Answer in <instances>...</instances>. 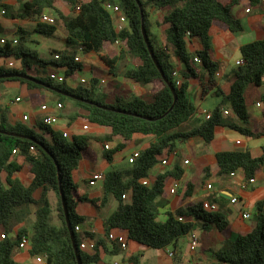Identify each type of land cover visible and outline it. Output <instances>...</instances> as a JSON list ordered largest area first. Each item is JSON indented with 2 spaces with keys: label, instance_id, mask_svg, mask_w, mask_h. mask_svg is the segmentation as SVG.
<instances>
[{
  "label": "trees",
  "instance_id": "obj_1",
  "mask_svg": "<svg viewBox=\"0 0 264 264\" xmlns=\"http://www.w3.org/2000/svg\"><path fill=\"white\" fill-rule=\"evenodd\" d=\"M242 1L138 0L142 10V25L163 78L143 41L140 9L136 0H20L15 9L0 2L1 17L35 23L32 33L40 37L53 36L61 25L67 46L61 51L51 50L50 57L43 59L35 49L28 46L30 34L17 27L12 40L0 43V58L17 61L19 68H0V76H30L44 85L97 106L73 100L17 77L0 79V84L16 82L26 86L28 90L37 91L40 95L34 105L37 110L44 105V99L45 104L51 107L61 105L57 115H54L68 118V127L71 122L81 117L88 126L110 129L109 136L81 134L65 138L63 132L55 131L43 123L46 114L37 115L30 128H27L10 119L9 108L0 107V130L8 133L0 134V264H22L14 259V251L20 250L22 239L28 240V254L31 258L41 257L46 264H78L65 224L61 194L81 264H98L99 247L109 256L121 253L119 246L108 241V233L113 229L125 231L128 242L147 249L172 251L171 259L174 264L177 262L181 242L191 232L216 231L226 236L228 222L225 211L206 210L202 203L181 208L173 214L166 213L160 218L156 200L163 196V188L168 179L181 178L183 170L178 165L174 164L168 171L157 175L152 184L143 185V182L147 181L150 171L158 162L157 158L163 153L173 151L178 143L188 140H200L204 146H208L216 127L230 128L246 137L264 136V95L260 98L263 110L257 133L245 127L248 124V113L244 98L246 87H260L264 84V38L240 48L243 65L230 71L229 91L226 94L215 81L219 66L209 56V32L214 24L223 26L231 33L243 30L240 21L233 14V8ZM58 2L68 7L67 15L56 8ZM104 3L118 6L122 10L126 25L117 30L113 16L103 7ZM262 3V0H249L248 7H260ZM148 9L165 11L162 24L168 26L169 46H158L150 33ZM49 10L56 13L54 25L39 22L40 15ZM186 38L199 39L201 50L189 53L185 45ZM106 45L121 47L120 54L109 58L104 53ZM79 52L95 54L110 73L126 57L137 59L139 64L125 70L123 77L140 88L155 83L158 88L152 92L149 100L134 94H116L113 103L108 104L105 102L106 96L95 88L71 85V76L81 70V65L74 61ZM172 56L183 64L178 86ZM46 68H52L56 72L65 69V82L51 80ZM200 73L205 78V82L201 83L203 95L214 90L220 101L211 110L209 119L198 120L196 125L182 130L184 124L196 113L187 92V81L199 78ZM168 83L175 91V103ZM99 106L132 115H122ZM228 117L236 118L244 126L238 127ZM135 135L151 136L153 142L139 153L135 161L128 162L127 169L112 167L103 174V179L98 182L100 197L88 200L80 195L78 186L73 182V173L78 169L82 157L92 155L91 142L101 144L102 158L112 164L113 155L123 145L115 149H105L107 142L112 137L129 141ZM14 151L16 154H13ZM215 157L218 178L240 172L243 182L247 183L264 170V150L257 158H253L248 150L220 152ZM18 159L23 164H19ZM25 166L29 173L28 186H24L16 177ZM204 172L209 175L207 169ZM50 195L56 199L55 208ZM189 195L191 192L188 189L186 196ZM123 196H127L128 200H123ZM211 199L223 200V197L215 195ZM84 201L94 207L112 208L111 213L102 221L101 235L90 233L88 225L85 224L86 219L77 213L78 203ZM255 217V226L249 232L233 235L231 242H226L214 253L217 264H264V207L261 202L257 204ZM178 218L183 222L178 221ZM76 227H80L79 232L75 231ZM87 239L96 243L92 253L79 249L80 243ZM130 261L138 264L137 258H131Z\"/></svg>",
  "mask_w": 264,
  "mask_h": 264
},
{
  "label": "crops",
  "instance_id": "obj_2",
  "mask_svg": "<svg viewBox=\"0 0 264 264\" xmlns=\"http://www.w3.org/2000/svg\"><path fill=\"white\" fill-rule=\"evenodd\" d=\"M18 1L20 0H0L1 3L12 6L14 9L18 7ZM248 2H249L248 0H243L238 6H235L233 8L234 16L236 17V19L240 21L243 27V30L241 32L231 33L223 26H219L216 24L212 26L209 32V39L211 43V50L209 56L211 61L218 64L219 66V69L216 73L218 75H216L215 81L225 94L228 93L229 91L230 81L228 76L230 71L233 69L230 67L232 62V54L236 52L240 53V48L243 45L250 43V42L243 43L241 39L244 37L251 36L254 38L253 41H257L264 38V3H262L260 7H251L250 11L246 13V9L248 8ZM63 5L64 3L61 4L60 6L58 2L56 4V8L62 11L61 13H63L64 15H67L69 13L67 6H66L67 11H65L64 9H60L61 7H65ZM153 13H155V15L151 16L150 18L148 16V22H149L150 33L152 34L155 40V37L158 35L159 30L161 28H164V30H166L168 26L162 24V16L165 13V11L154 10ZM44 14L50 17H57L55 12L52 10L46 11L44 12ZM0 18L5 20V22L1 21L0 23L2 27V34L0 35L1 39L12 40L15 37L16 28L21 27L24 30H26L28 34H30L28 39L29 40L28 46L34 49L33 45L35 44V42L32 32L35 27V23L29 21H22V20H10L3 18L1 16ZM63 41L66 44L65 37L63 38ZM159 41L161 43V41L163 40L160 39ZM157 45L163 46L158 43ZM185 45L189 53H194L198 50H201L202 48V44L199 41V39H195V38L193 39L186 38ZM108 46L112 47L110 52H108V48H107ZM120 52H121V47L119 48V46L106 45L104 47V53L109 58H113L116 55L118 56ZM39 56L43 59H48L41 56L40 54ZM82 56L86 57L87 61H85L84 57ZM76 58L79 59V62L77 63L81 65V70H79L77 73L71 76L72 77L71 83L76 84L80 79H84L87 82V85L85 86L86 89L95 88L96 91L98 92H102L104 86L108 85L111 80L115 82L116 85L118 83H121V78H117L114 75V73H110L109 69L100 62L99 58L95 54L93 53L82 54L81 52H79L77 53ZM241 60H237L236 62ZM172 61L175 67V71L180 76V74L183 71L182 62L176 57H173ZM84 62H87V65L84 64ZM50 69L47 74L51 72L53 73L54 70L52 68ZM64 70L65 69H60L59 73L62 74ZM82 72L87 73L88 77L87 78L81 77L80 74ZM204 82H205V78H203L202 73H200L199 78L189 79L187 81L188 95L189 97L194 98V101L191 102L193 103L196 109V113L200 114L202 117H203V112L210 113L211 110L219 103L217 102L212 109L206 110L202 108L201 105L204 101H206L210 97H214V98L216 97L214 94V90L210 91L206 95H203V88L201 83ZM4 85H6V88H10L17 91V94L13 97V99L10 98L7 102H5L9 110L15 111L17 109L16 104H20L23 101H26L27 103L26 104L27 112L22 110L18 112L10 111V119L13 122H17L16 119H20L22 115L26 114L30 117V120L27 123H29L31 126V124H33V122L35 121L36 116L41 114L39 112L40 109L37 110L38 108L34 106L37 100H39L38 99L40 97L39 93L37 91L28 90L26 86L16 82H6L0 84V86L3 87ZM132 85H134L132 86L133 90L138 88L139 92H141V90L142 92H144L145 90L149 89L151 84L146 85L143 88H140L139 86L133 83ZM116 94L126 95V93L123 90L119 91V89H117ZM263 95L264 94H261L258 101L255 103V108L251 112L247 111L248 124L245 125V127L248 128L253 133L258 132V127L259 124L261 123L263 104L260 102V98ZM2 97L3 95L0 93V101H2ZM16 99H19V101L15 102ZM44 105L47 104L44 103ZM47 106L49 107L50 115H54V114L57 115L58 110H56L54 106L52 107L49 105ZM202 117L200 119H202ZM57 118L58 120L53 126V129L55 131L68 132V133L73 131L75 135H81L89 132L90 127H92L94 129V133L97 135H101V136L110 135V129L105 127L94 126V125H89L88 131L82 132L81 120L83 119L81 117L77 118L76 121L69 127L67 126L68 125L67 123L68 121H66L67 119L64 120V118L61 117H57ZM233 120L235 121V124L238 127L244 126L241 125L236 118H233ZM189 124H191V121L184 124V126H189ZM112 141L113 143H111ZM261 141H264L263 135L257 137H246L233 129L226 127H216L214 129V137L208 146H204L200 140H188L186 142H181L177 144V146L173 149V151L176 152V156L170 158L166 166H161L159 162L160 158L164 156L163 154L157 158L158 162L156 166L150 171L149 176L147 178L150 184H152L155 181L157 175L168 171L170 168H172L174 164L178 165L183 170L182 176L179 180L168 179L166 181L165 186L163 188V196L160 199L156 200V206L158 208L160 216L162 215L164 217L166 213L173 214L181 208H185L187 206H193L198 203H202V204L206 203L212 206L215 210L223 209L227 214L226 219L228 222V228L225 233L226 236H222V234H219L216 231L208 232V234H212L214 243L207 241V239L204 240L202 243L200 240H198V245H197L198 251L196 252L194 251L192 253L189 252L188 253L189 259H187L186 256L182 255V246H181L182 244H181L179 253L177 254V262H175V264H217L214 253L218 249L223 247V245L227 242L231 230L236 229V232L238 234H245L250 231L251 227L247 226L246 223L251 216L250 211H248L249 207L250 206L257 207V204L260 202L263 203V207H264V170L258 172L254 178V183L249 185L246 191H243L240 188L241 184L243 183V177L240 172L226 178H218L216 176L218 169L216 165L215 156L217 153L220 152H232L240 148H244V150L249 151V153L253 158H257L262 155L264 150V145H262ZM111 142L110 141L107 142V145L109 146L110 149H115L117 146L123 145V148L118 152H123L124 150L131 148L133 152L129 155L130 157L135 152L140 153L145 149H147L150 146V144L153 142V138L151 136L135 135L129 141H123L120 137H112ZM136 146H140V148L136 149ZM90 148L92 150L91 151L92 155L82 157V161L78 169L74 171L77 172L81 168V174L77 176V180L81 182V185L78 183L79 181L78 182L74 181V176H73V182L78 186V193L80 195H83V197H86L88 200L96 199L101 195L100 183H97L94 186L88 185V180L90 179V177L95 173L104 174L105 172H107L105 170L107 169L108 166L113 165L115 161L120 162V157L115 158V154L113 155L112 164L106 162L101 155L100 157L103 160L102 167L93 170L90 166L91 165L95 166L96 159L98 156L95 153L92 143ZM184 161H188V164L185 165ZM17 162L19 164H23V161L21 159H18ZM83 162L89 163L88 166H84V165L82 166ZM193 166L195 168L194 171L191 169ZM205 169L208 170V174H209L208 176L207 173L204 172ZM203 175L207 179L210 180L212 179V180L207 181L206 183L202 182L200 185L199 179ZM16 177L23 183L24 186L29 185L30 182L29 173H28V168L26 166L20 173L16 174ZM215 180L219 183V187L217 189L214 188L213 185ZM174 183H177L178 190L175 195H171L169 194V188ZM206 185H211L212 189L207 190ZM188 189L191 192V195L186 196V192L188 191ZM215 195L222 196L223 200L212 201L211 198ZM233 197H236L238 199L237 204L233 205L230 203V199ZM52 199H54V196L50 195L51 203L53 202ZM54 203H56V201ZM100 209L101 207L100 208L94 207L89 202L86 201L78 203L76 209L77 213L86 219L85 224L88 225L89 227L88 231L95 235L102 234V221L112 211V208L109 207L107 208V212L105 214H102L100 212ZM243 214H248L249 219L247 220L242 219ZM116 231H119V229ZM204 234L207 235V233ZM130 243L132 242H128V246L125 251H121V253L117 255L118 257H120L119 262L116 260L105 262V260L108 257H112V256L107 255L103 251L102 247H99L100 261L98 264H114V263L133 264L130 261L131 258H137L138 264H144L146 260V256L144 255L142 248L140 246L139 248L137 247L132 248L130 247ZM185 246L186 247L188 246L187 242ZM154 251L156 253L155 256L156 260L154 264H174V260L168 258L165 251L163 250H154ZM160 251L165 252L164 257L168 259V263L167 261H164L162 259ZM14 259L22 264H36L33 258L29 256L26 250H18L14 255Z\"/></svg>",
  "mask_w": 264,
  "mask_h": 264
},
{
  "label": "rangeland",
  "instance_id": "obj_3",
  "mask_svg": "<svg viewBox=\"0 0 264 264\" xmlns=\"http://www.w3.org/2000/svg\"><path fill=\"white\" fill-rule=\"evenodd\" d=\"M142 1L145 2L146 0H142ZM61 4H63V3L62 2H59V5L60 6H61ZM63 6H65V7H61L60 9H64L65 11H67L66 10V5L64 4ZM153 11L154 10L148 9V16H149V18L151 16L155 15V13H153ZM60 12H62V11H60ZM1 21L2 22H5L4 19H1L0 18V23H1ZM57 22H59V21H57ZM167 29L168 28H166V30H164V28H161L159 30L158 35L155 37L156 43L161 44L163 46H169V44L167 42ZM16 30H17V28H16ZM64 37H65V34H64V31H63L61 25L57 27L56 32L51 37H40V36H38L36 34H33V38H34V42H35V44L33 45V48L41 56H43L45 58H49L50 57L49 51H51V50L61 51L64 48L67 47L66 44L63 41V38ZM160 39L163 40V41H161V43L159 41ZM253 39L254 38L250 36V37H244V38H242L241 41L243 43H246V42L253 41ZM107 48H108V52H110L112 47H109L108 46ZM82 57H84V56H82ZM172 58H173V56H172ZM84 59H85V61H87L86 60V57H84ZM241 59H242V57H241V54L240 53H237L236 52V53L232 54V62H231L230 67L231 68H235L236 67L235 66V62L237 60H241ZM84 64L87 65V62H84ZM138 64H139V61L137 59H134V58H131V57H126L123 61H120L115 66V69H114L113 73H114V75L117 78H121V83H118L116 85V83L111 80L108 85H105L104 86V89H103V91L101 93L104 96H106V100H105L106 103H108V104L113 103L117 89H119V91H122L123 90L127 95H129V94H135L136 96H139V97H141L143 99L149 100V97L152 94V92H154L158 88V84L157 83L151 84L148 90H145L144 92H142V90H141V92H139L138 91V88L135 89V90H133L132 89V86H134V85H132V83L130 81L126 80L123 77V74H124L125 70L131 69V68H135ZM49 69L46 68L45 71L48 73L49 72ZM80 76L81 77H84V78H87L88 77V74L85 73V72H82L80 74ZM0 93L3 95L2 101H0V107L8 108L6 106V104H5V102H7L10 98L13 99V97L17 94V91L16 90H13V89H10V88H6V85H4V87L3 86H0ZM261 94H264V84L261 87H254V86H248V87H246L245 93H244V98H245V102H246V105H247V111L248 112H251L255 108V103L258 101V99H259V97H260ZM189 98H190L191 101H194V98H191V97H189ZM219 101H220L219 98L210 97L206 101H204L201 106H202L203 109H206V110L212 109L214 107V105L217 102H219ZM44 103H46V100L45 99H44ZM26 104H27L26 101H23L20 104H16V108L17 109L15 111H12V110H10V111L11 112H18V111L22 110V111L27 112ZM201 117L202 116L200 114L195 113L194 116L192 117V119L190 120L191 121V124H189V126H184L182 128V130L188 129L189 127H192V126L196 125L198 120H203V117H202V119H200ZM228 118H231V117H228ZM66 119H68V118H66ZM231 119H233V118H231ZM16 121L18 123L24 125L25 127L30 128V124L27 123V122L26 123L25 122H22L21 121V118L20 119H16ZM75 121L71 122V125ZM234 123H235V121H234ZM83 125H86V123L83 120H81V127ZM86 131H88V130H86ZM86 131H82V132H86ZM86 134L87 135H90V136H96V137L101 136V135L95 134L94 133V129L92 127H90L89 132H87ZM69 135H75V133L72 131V132L69 133ZM110 142H111V140H110ZM91 143L93 144V148L95 150V153L98 156L97 159H96L95 166L94 165H91L90 166L93 170H95L97 168H101L102 167V164H103V160L100 157L101 156V153H102V146L98 142H94L93 141ZM111 143H113V141ZM261 143H262V145H264V141H261ZM139 148H140V146H136V149H139ZM180 151H183V150H180ZM236 151H244V148H240V149H238ZM132 152H133V150L131 148H128V149L124 150L123 152H116L115 153V158H119L120 157V162H116L115 161L114 164L111 165V166H108L105 171H109L112 167H114L116 169H119V170H125V169H127L129 167V164H128V159L129 158L128 157H129V155ZM88 164L89 163L83 162L82 163V166L83 165L84 166H88ZM191 169L194 171L195 170L194 166ZM80 174H81V168H80L79 171L73 173L74 181L75 182H78L79 181V180H77V176L80 175ZM211 180L210 179H207L203 175V176L200 177L199 182H200V185H201L202 182L206 183L207 181H211ZM78 183L81 185V182L80 181ZM213 185H214V188H216V189L219 187V183L216 180L213 183ZM51 198H53V197H51ZM207 199H209V198H207ZM52 201H53L52 202L53 207L55 208L56 207V203H54L56 201L55 197H54V199H52ZM248 211H250V215L251 216H250V219L246 223H247V226L253 227V226H255V221H256V217H255L256 216V207L255 206H250ZM100 212L102 214H105L107 212V208H101L100 209ZM225 214H226V212H225ZM160 218H163V216L161 215ZM234 230H231L230 239L227 241L228 243L231 242V240L233 238V235H238V233L236 232V229H234ZM195 234H196L197 239L200 240L201 243L204 240H206V239H207V241H210V242L214 243V240L212 238V234H208L207 233V235H205L201 231H197V232H195ZM186 242H187V245H188L187 238L184 239L181 242V244H182L181 245L182 246V255L186 256V258L189 259V254L188 253L189 252L192 253L194 251L195 252L198 251L197 250L198 247L195 246L194 247V250H190L189 249V245L187 247L185 246ZM139 246L140 245H137L135 243H130V247H132V248H134V247L139 248ZM140 247L142 248L143 253L146 256V260H145L144 264H154L155 263V260H156V257H155L156 256V253H155V251L152 250V249H147V248L142 247V246H140ZM17 251H18L17 249L14 251V255L16 254ZM160 254H161L162 259L164 261H167V263H168V259L164 257L165 256V252L160 251ZM119 259H120V257H118V256H112V257H108L105 260V262H109V261H112V260H116V261L119 262L120 261Z\"/></svg>",
  "mask_w": 264,
  "mask_h": 264
},
{
  "label": "built area",
  "instance_id": "obj_4",
  "mask_svg": "<svg viewBox=\"0 0 264 264\" xmlns=\"http://www.w3.org/2000/svg\"><path fill=\"white\" fill-rule=\"evenodd\" d=\"M262 2H264V0H262ZM248 4H249V2H248ZM103 7H104L105 10L110 12L111 15L113 16L114 26H115V28L117 30L121 29L124 25H126L125 15L123 14L122 10L118 6L111 5L110 3H104ZM249 11H250V8L248 7L246 9V13H248ZM2 14H3V12H2ZM55 21H56V17H50V16H48V15H46L44 13L41 14L40 17H39V22L42 23V24L54 25ZM4 41H5V39H1L0 43H4ZM13 43H16V41H13ZM55 59H57V56H55ZM74 61L77 63V62H79V59L75 58ZM194 61L196 63H199V61L197 59H194ZM235 65H236V67H239V66L243 65V59L241 61L236 62ZM0 68H5V69L19 68V63L17 61H15V60L0 58ZM64 72H65V70L63 71L62 74H60L59 71L58 72H53V73L51 72V73L48 74V77L51 80H53L54 82L63 83V82H65ZM174 76L177 79L176 80V85L178 86L180 84L181 80H180L179 75H178L177 72L174 73ZM70 83H71V80H70ZM73 84L74 83H71L72 86H75V87L76 86H80V87L85 88V86L87 85V82L84 79H80L78 81V83H76L74 85ZM18 101H19V99L15 100V102H18ZM54 108L56 110H59V109H61V105L57 104L56 106H54ZM48 111H49V107L47 105L41 106L40 110H39L40 113L46 114L45 118L43 119V123L46 126H49V127L53 128V126L57 122L58 118L56 116H54V115L47 114ZM203 118L209 119L210 118V113L209 112H203ZM29 120H30V117L28 115L25 114V115L21 116V121L22 122H28ZM88 128H89V126L86 124V125H83L81 127V130L82 131H86V130H88ZM63 136L65 138H67L69 136V133L68 132H63ZM237 144H239V143H237ZM105 149H109V146H105ZM13 154H16V151H14ZM163 155L164 156L160 158L159 162H160L161 166H166L168 161H169V159L173 158L174 156H176V152L175 151H171V152H168V153L165 152V153H163ZM138 156H139V152L133 153L129 157L128 162L132 163L133 161H135L138 158ZM184 164L185 165L188 164V161H184ZM102 179H103V174L102 173H95L88 180V185L94 186L95 184L100 182ZM253 183H254V180H249V182H247V183L243 182L241 184L240 188H241V190L246 191L248 189L249 185H251ZM149 184L150 183H149L148 179H147V181L143 182V185H149ZM206 189L207 190H211L212 186L211 185H206ZM177 190H178V185H177V183H174L169 188V194L175 195ZM122 199L127 201L128 197L127 196H123ZM230 203L233 204V205L237 204L238 203V199L236 197H233V198L230 199ZM202 205H203V208L206 209V210L214 209L212 206H210V205H208L206 203H203ZM242 219H244V220L249 219V215L248 214H243L242 215ZM178 221L183 222V220L181 218H178ZM116 230H118V229H113V230H111L108 233V241H109L110 244H116L117 246H119V248L122 251H125L127 249V246H128L127 233L125 231H121V230L116 231ZM75 231L79 232L80 231V227H76ZM1 238H3V236H1ZM187 241H188L189 248L191 250H194V247L198 245V239L196 237L195 232H191L187 236ZM19 248H20V250H26L28 252V248H29L28 240L27 239H22L21 244L19 245ZM79 249L82 252H85V253H92L95 250V242L93 240L87 239L84 242L80 243ZM166 255H167L168 258L171 259L173 257V252L172 251H168V252H166ZM33 260H34V262L36 264H46L44 259L41 258V257H35V258H33ZM114 264H117V263H114Z\"/></svg>",
  "mask_w": 264,
  "mask_h": 264
},
{
  "label": "water",
  "instance_id": "obj_5",
  "mask_svg": "<svg viewBox=\"0 0 264 264\" xmlns=\"http://www.w3.org/2000/svg\"><path fill=\"white\" fill-rule=\"evenodd\" d=\"M136 3H137V5H138V7H139V9H140V17H141V33H142L143 41H144V43H145V45H146V48H147V50H148V52H149L151 58H152L153 61H154V64H155L156 68L158 69V71L160 72L161 77L163 78V73L160 71L159 66L157 65L156 61L154 60L153 51H152V49H151V47H150V44H149V42H148V38H147L146 32H145V30H144V28H143V25H142V19H143V17H142V10H141V7H140V4H139L138 0H136ZM9 77H17V78H20V79H23V80H26V81H29V82H33V83H35V84H37V85H40V86H44V87H46V88H49V89L53 90L54 92H56V93H58V94H61L62 96H66V97H69V98H71V99H73V100L80 101V102H84V103L89 104V105L97 106L96 104H94V103H92V102H90V101L80 99V98H78V97H76V96H74V95H70V94H67V93H64V92L58 91V90L55 89V88L49 87V86H47V85H44L43 83H41V82L35 80L33 77H30V76H25V75H12V76H10V75H3V76H0V79H3V78H9ZM168 87H169L171 93L173 94V103H175V102H176V99H177L176 94H175V91H174L173 87H172L169 83H168ZM99 107L102 108V109H105V110H109V111H113V112H115V113L122 114V115H132V114H130V113H128V112H123V111L113 110V109H109V108L102 107V106H99ZM171 109H172V107L169 109V111H170ZM0 134H8V133L0 130ZM19 137H21V136H19ZM60 194H61V191H60ZM61 200H62L63 212H64V216H65V224H66V227H67V230H68L69 236H70V240H71L72 247H73V250H74V253H75V256H76V260H77V263H78V264H81V263H80V259H79V255H78V250H77V247H76V245H75V243H74V234H73V231H72V228H71V225H70L69 219H68V214H67V211H66V207H65V205H64V202H63L62 194H61Z\"/></svg>",
  "mask_w": 264,
  "mask_h": 264
}]
</instances>
